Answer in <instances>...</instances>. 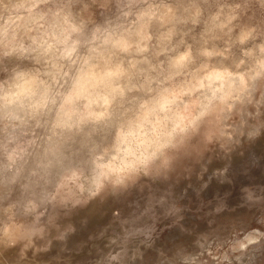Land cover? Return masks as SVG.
I'll return each mask as SVG.
<instances>
[{
	"label": "clouds",
	"instance_id": "clouds-1",
	"mask_svg": "<svg viewBox=\"0 0 264 264\" xmlns=\"http://www.w3.org/2000/svg\"><path fill=\"white\" fill-rule=\"evenodd\" d=\"M0 264H264V0H0Z\"/></svg>",
	"mask_w": 264,
	"mask_h": 264
}]
</instances>
